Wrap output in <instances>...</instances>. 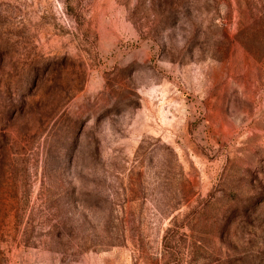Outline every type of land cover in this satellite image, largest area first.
I'll use <instances>...</instances> for the list:
<instances>
[{
    "label": "rangeland",
    "instance_id": "obj_1",
    "mask_svg": "<svg viewBox=\"0 0 264 264\" xmlns=\"http://www.w3.org/2000/svg\"><path fill=\"white\" fill-rule=\"evenodd\" d=\"M0 264H264V0H0Z\"/></svg>",
    "mask_w": 264,
    "mask_h": 264
}]
</instances>
